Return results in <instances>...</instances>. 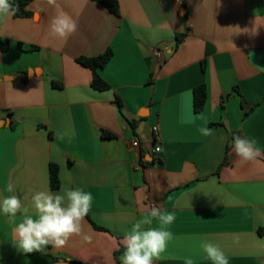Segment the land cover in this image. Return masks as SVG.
I'll list each match as a JSON object with an SVG mask.
<instances>
[{"label": "crops", "instance_id": "crops-1", "mask_svg": "<svg viewBox=\"0 0 264 264\" xmlns=\"http://www.w3.org/2000/svg\"><path fill=\"white\" fill-rule=\"evenodd\" d=\"M118 1L120 16L92 0H34L31 18H0L9 43L0 48V193L10 195L12 183L34 217L33 189L93 196L82 234L43 252L20 251L0 214V264H120L125 233L153 204L176 214L174 239L156 264L187 256L212 264L201 237L229 264H264V155L240 163L232 141L254 139L264 153V0ZM61 12L77 22L67 40L50 31ZM178 34H186L179 44ZM108 49L113 58L99 73L111 88L98 91L77 59ZM201 85L207 101L196 113ZM205 125L212 135L200 134ZM229 145V164L218 172Z\"/></svg>", "mask_w": 264, "mask_h": 264}, {"label": "clouds", "instance_id": "clouds-1", "mask_svg": "<svg viewBox=\"0 0 264 264\" xmlns=\"http://www.w3.org/2000/svg\"><path fill=\"white\" fill-rule=\"evenodd\" d=\"M55 5L56 0H47ZM17 9L9 0H0V18L15 15ZM77 30V22L66 13H58L50 21V31L54 37L67 40ZM202 136L212 135V129L206 125L200 127ZM233 150L238 162L254 161L264 153L261 152L254 139H247L239 135L233 137ZM5 192L0 193V214L8 218V223L14 225L13 232L16 246L23 253L43 252L46 246L55 248L65 246L72 236L82 234V225L88 215L93 201L90 192L82 189L62 187L59 191L31 190V208L35 217L30 214L29 207L25 206L21 198L15 193V186L8 183ZM27 199V197H25ZM22 219L16 222L17 214ZM176 219L174 211L162 210L153 206L150 211L136 220L122 240L124 251L120 256V264H156L165 253L168 244L174 239L173 233L168 230ZM158 221V227H152L153 221ZM86 242L91 237L83 236ZM238 240V236L234 237ZM201 248L206 258L212 264H229V258L219 245L201 237ZM175 258V257H171ZM184 264H195L191 256L183 257Z\"/></svg>", "mask_w": 264, "mask_h": 264}, {"label": "trees", "instance_id": "trees-1", "mask_svg": "<svg viewBox=\"0 0 264 264\" xmlns=\"http://www.w3.org/2000/svg\"><path fill=\"white\" fill-rule=\"evenodd\" d=\"M34 0H9V3L13 5V7L16 10L15 15H13L15 18H31L33 16V13L29 10V4L32 3ZM100 4L101 6L105 7L111 14L115 16H120V5L118 0H92ZM186 34H178V44L183 41ZM0 48L3 51H6L9 49V43L7 41H4L0 38ZM113 58V51L111 49H108L105 53L98 57L94 58H87V57H80L77 59V62L81 65L89 68L92 71V82L91 85L94 89L98 91H106L109 90L111 87L109 83H107L100 75L99 70L104 68ZM61 85V84H57ZM194 99H193V106L194 111L196 113H201L204 108L207 101V89L204 85L198 86L194 89ZM117 102L120 108L123 107L122 101L119 97H117ZM242 106L245 108L246 104L244 99L242 100ZM254 107L249 108L246 110V114L248 115ZM133 127H135V124L132 123ZM103 136H111L110 133L104 131ZM234 137V136H233ZM233 141V138H232ZM231 146L229 145L227 147L226 155L219 166L218 172L226 165L229 164L230 152ZM50 186L52 190H57L60 187V179H59V167L56 164L50 165ZM258 233L264 237V228H259ZM119 253H117L118 256ZM77 263V262H76ZM79 263V262H78Z\"/></svg>", "mask_w": 264, "mask_h": 264}, {"label": "built area", "instance_id": "built-area-1", "mask_svg": "<svg viewBox=\"0 0 264 264\" xmlns=\"http://www.w3.org/2000/svg\"><path fill=\"white\" fill-rule=\"evenodd\" d=\"M177 1H181V0H177ZM158 54H160V52L158 53ZM152 132H153V136H154V138H155V140H156V145L154 146V148H153V150H152V153H159L160 152V150H161V147L159 146V139H160V131H159V128L157 127V126H154L153 128H152ZM139 145H140V143H139V141L138 140H136V139H134L133 141H132V147L133 148H137V147H139Z\"/></svg>", "mask_w": 264, "mask_h": 264}, {"label": "water", "instance_id": "water-1", "mask_svg": "<svg viewBox=\"0 0 264 264\" xmlns=\"http://www.w3.org/2000/svg\"><path fill=\"white\" fill-rule=\"evenodd\" d=\"M185 11V10H184ZM7 121H8V125H9V123H10V118H7Z\"/></svg>", "mask_w": 264, "mask_h": 264}]
</instances>
